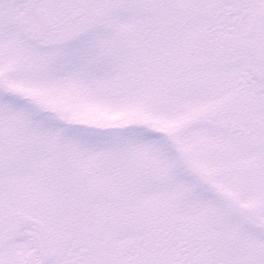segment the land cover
I'll return each mask as SVG.
<instances>
[{
  "label": "snow or ice",
  "instance_id": "obj_1",
  "mask_svg": "<svg viewBox=\"0 0 264 264\" xmlns=\"http://www.w3.org/2000/svg\"><path fill=\"white\" fill-rule=\"evenodd\" d=\"M0 264H264V0H0Z\"/></svg>",
  "mask_w": 264,
  "mask_h": 264
}]
</instances>
